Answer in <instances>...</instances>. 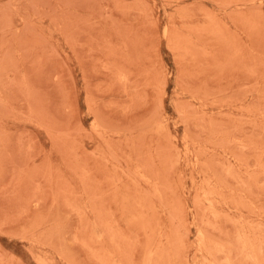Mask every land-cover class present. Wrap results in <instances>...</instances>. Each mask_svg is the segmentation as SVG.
<instances>
[{"label":"rangeland","instance_id":"obj_1","mask_svg":"<svg viewBox=\"0 0 264 264\" xmlns=\"http://www.w3.org/2000/svg\"><path fill=\"white\" fill-rule=\"evenodd\" d=\"M0 264H264V0H0Z\"/></svg>","mask_w":264,"mask_h":264}]
</instances>
